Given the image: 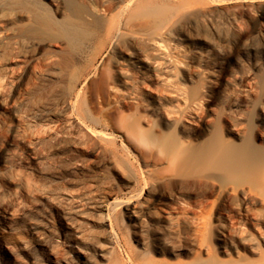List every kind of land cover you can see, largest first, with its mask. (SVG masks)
Segmentation results:
<instances>
[{"label":"rangeland","instance_id":"374dc122","mask_svg":"<svg viewBox=\"0 0 264 264\" xmlns=\"http://www.w3.org/2000/svg\"><path fill=\"white\" fill-rule=\"evenodd\" d=\"M118 1L0 0L1 264H15L13 255L27 261L32 252L47 262L39 245L44 239L66 250L67 241L76 233L65 228L62 211L81 196L93 216L82 225L84 240L77 244L94 263L137 264L153 255L186 262L193 256L183 242L173 239L176 255L165 249L154 254L161 239L153 229L163 227L161 217L166 212L177 217L212 212L214 195L192 181L168 177L164 165L146 158V146L131 140L113 116V109L133 114L130 103L91 97L101 70L108 66L110 50L103 44L102 25L89 22L87 13L114 7ZM139 1L182 7L172 18L176 39L168 51L181 58L200 51L220 66L221 76L213 83L203 76L184 78L188 86L196 82L209 85L201 112L187 114L185 119L197 130V140L206 128L224 129L230 123L244 130L248 121L255 123V105L264 103V16L256 12L264 0ZM33 12L46 13L60 23L83 24L69 41L57 30L41 29ZM54 56L65 62L64 76L58 81L50 79ZM189 64L193 70L203 69ZM115 86L118 92L125 91L119 82ZM141 93L167 97L163 85L150 79ZM63 98L74 104L72 113L59 103ZM146 118L140 121L142 127L152 126V132L164 129L159 117L147 114ZM97 130L110 133L112 142L93 134ZM111 197L120 202L133 198L145 202L138 217H129L120 203L110 205L116 237L107 225L96 222ZM228 206L219 204L217 210L233 212ZM70 254L75 264H87L75 248Z\"/></svg>","mask_w":264,"mask_h":264},{"label":"bare ground","instance_id":"6f19581e","mask_svg":"<svg viewBox=\"0 0 264 264\" xmlns=\"http://www.w3.org/2000/svg\"><path fill=\"white\" fill-rule=\"evenodd\" d=\"M174 7L151 1L119 0L114 7L105 6L101 11L90 9L87 13L89 22L102 25L103 44L110 50L108 66L101 70L100 78L91 90V97L102 101L114 98L118 102L130 103L135 111L133 114L126 115L119 109H113L112 115L117 117L120 127L131 140L146 146L143 148L147 150L144 152L146 158L164 165L163 170L169 173L168 177L192 181L214 195V201L211 200L212 212L201 210L181 217L166 212L161 217L163 227L153 229L161 239L155 244L154 254L165 249L167 253L176 255L177 247L171 244L173 239V242H183L185 249L193 252L189 261L153 255L139 259L137 264H264V103L255 105L256 122L248 121L244 130L237 128L236 124L227 123L224 129L215 127L212 131L206 128L201 140H197V130L185 119L187 114L196 116L201 112L209 85L198 81L200 84L196 82L188 86L184 78L192 80L193 77L203 76L210 84L221 76V70L216 61L200 51H191L182 55L183 58L170 54L169 43L176 39V22L172 18L173 15L177 17L178 9H182ZM256 12L258 17L264 16V5H259ZM32 17L44 31L57 30L69 41L75 39L83 24L77 21L60 23L50 19L48 14L39 12H33ZM178 20H175L177 24ZM63 62L56 56L51 58V80L63 78ZM188 62L202 66V71L193 70ZM148 79L163 85L167 97L142 94L141 89ZM115 82L123 85L125 91L118 92ZM59 103L69 113L75 108L66 98ZM147 114L159 117L164 129L152 132V126L142 127L140 121L142 118L146 120ZM176 130L181 135H177ZM93 134L108 143L113 140L110 133L102 130ZM82 197L71 198L70 204L62 211L65 228L76 233L73 239L67 241L66 250L59 243L61 249L44 239L39 245L46 254L47 262L39 257V253L32 252L27 261L13 255L14 263L75 264L70 254L75 248L82 262L96 264L77 244L78 240L84 238L82 225L90 219V215L93 216L80 201ZM111 199L103 207V213L98 212L96 222L107 225L116 237L110 205L120 203L129 217H138L145 202L134 198L121 202L116 197ZM227 203L233 212L223 214L217 210L219 204ZM43 228L48 231L46 226L43 225Z\"/></svg>","mask_w":264,"mask_h":264}]
</instances>
